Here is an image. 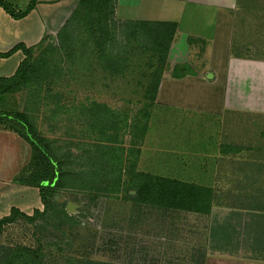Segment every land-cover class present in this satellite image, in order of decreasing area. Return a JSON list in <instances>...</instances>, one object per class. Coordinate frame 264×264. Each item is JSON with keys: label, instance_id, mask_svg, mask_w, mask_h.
<instances>
[{"label": "rangeland", "instance_id": "rangeland-1", "mask_svg": "<svg viewBox=\"0 0 264 264\" xmlns=\"http://www.w3.org/2000/svg\"><path fill=\"white\" fill-rule=\"evenodd\" d=\"M95 1L85 15L90 18L75 24L79 27L66 31L71 16L56 35L37 45L26 82L0 103L3 111L28 116L54 154L64 155L69 174L52 197L48 214L34 223L20 217L6 225L0 247L40 250L43 264H248L231 250L218 253L225 249L220 244L224 234L212 211L203 215L157 209L125 197L135 196V190L126 188L137 172H144L209 186L218 204L236 215L248 204L264 209L257 117L239 116L229 123L226 118L165 111L150 93L167 65L169 34L114 24L103 17L106 13L96 14L101 6ZM253 55L264 59V54ZM214 144L222 146L216 150L219 155H225L224 147L229 150L223 165L209 163L215 158ZM89 156L122 167L115 177L119 184L111 188V179L105 178L102 184L90 183V190L84 188L93 163ZM225 182L231 189L216 187ZM233 188L239 190L230 193ZM68 203L74 204V213ZM65 212L75 222L60 221Z\"/></svg>", "mask_w": 264, "mask_h": 264}, {"label": "crops", "instance_id": "crops-1", "mask_svg": "<svg viewBox=\"0 0 264 264\" xmlns=\"http://www.w3.org/2000/svg\"><path fill=\"white\" fill-rule=\"evenodd\" d=\"M5 1L25 11L32 0L25 4L23 0ZM85 1L37 0L36 8L21 20L0 7V53L19 44L31 48L46 36L56 35ZM113 6L112 19L117 24L164 29L169 34L167 65L155 96L161 107L190 116L209 115L218 121L226 118L229 123L239 116L257 117L262 130L256 150L264 171V59L253 55L264 54V0H116ZM24 59L22 51L0 59V77L14 76ZM190 60L197 63L196 68ZM214 146L215 158L209 163L223 165L229 150L224 147L222 156L216 151L222 146ZM30 151L19 135L0 127V220L10 216L13 208L27 216L43 211L37 188L13 183L29 163ZM216 187L232 186L225 182ZM248 205L240 209V215L230 207L212 208L216 227L224 234L219 242L225 249L218 253L231 250L244 263L264 264V209Z\"/></svg>", "mask_w": 264, "mask_h": 264}, {"label": "trees", "instance_id": "trees-1", "mask_svg": "<svg viewBox=\"0 0 264 264\" xmlns=\"http://www.w3.org/2000/svg\"><path fill=\"white\" fill-rule=\"evenodd\" d=\"M87 1L79 6L77 11L72 16L71 21L67 22L68 26L65 27L66 31H68L72 26H75V24H78V20L81 19L85 21L86 17H88V19L90 18V16H85L87 15L88 5L91 0L88 3ZM115 1L116 0H96L95 2H98L96 6H101L96 10V14L106 13L103 17H105L106 20L109 19L114 24H117L112 19L114 13L113 3H115ZM36 5L37 0H32L27 9H25V11H22L18 7L9 4L5 0H0V7L3 8L15 20H21L27 17L31 13V11L36 8ZM109 5L113 6V8L111 7L110 12L109 10H106V7H108ZM120 25L129 29L131 28V25L129 23ZM132 29L141 30L139 26H137L136 28L133 27ZM59 38L64 40L65 35L61 33L59 34ZM43 42L44 39L39 44L42 45L41 43ZM157 46L161 47L160 44H157ZM37 47L38 46L28 48L24 44H19L6 53H0V59L9 58L18 51H22L25 55L24 61L19 65L18 70L16 71L14 76L0 77L1 104L4 102L7 95H14L18 91H20L21 86H23L26 82L30 71L34 67V52ZM157 90L158 85L155 87L154 91L150 93V95H152V100H155ZM0 126L5 130L16 133L30 145V161L28 165L23 168L21 173L15 177L14 183L18 185L37 188L39 190L41 201L44 206V210L42 212L36 210L32 216H27L26 214L20 212L18 209L13 208L11 210L10 216L0 220L1 237L4 227L8 224L14 223L20 217L24 218L30 223H34L37 219L45 217L50 209L52 197L54 196L56 191L65 186L64 181L66 180V176H68L69 174L68 171L63 168L64 155L61 157H57L54 154L50 142L38 133L35 125L24 113H11L0 109ZM109 138L111 139V137ZM89 160L90 162L91 160L93 162L90 164L91 175L89 179H84V183L81 180L82 184L85 185L84 188L90 190V183L102 184L105 178L111 179V188H113V186H116L117 183L119 184L120 180L115 179V177L117 176L118 172L121 173L122 167L117 168L107 159L101 160L100 158H98L93 160V157L89 156ZM85 173L87 174L88 172ZM132 181L133 185L129 183L130 185L126 189L127 191H130L129 193H132L135 190L136 194L135 196H129V194L126 193L125 198L126 200L128 199L130 202H134L135 204L141 206L157 209L164 208L168 210H176L179 212L203 215H209L214 206H223L221 204H218V202L215 200L213 188L209 186H201L196 183H190L179 179L166 178L162 176H155L154 174H148L144 172H137L132 177ZM87 182L88 184H86ZM118 190V188L115 189L116 193L118 192ZM59 217L60 221L62 222H65V220L75 222V219H73L66 212ZM61 227L62 226L60 225L59 228ZM0 250H4L2 253H0V264H43L40 258V250H35L32 247H22L17 249L12 248L10 250L0 247Z\"/></svg>", "mask_w": 264, "mask_h": 264}, {"label": "water", "instance_id": "water-1", "mask_svg": "<svg viewBox=\"0 0 264 264\" xmlns=\"http://www.w3.org/2000/svg\"><path fill=\"white\" fill-rule=\"evenodd\" d=\"M74 207V204L73 203H68V211L70 213H74L75 212V209L73 208Z\"/></svg>", "mask_w": 264, "mask_h": 264}]
</instances>
